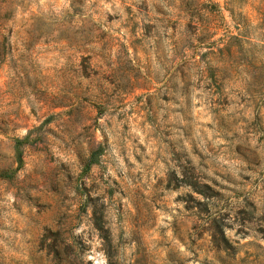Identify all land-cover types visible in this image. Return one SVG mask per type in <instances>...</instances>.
Here are the masks:
<instances>
[{"label": "clouds", "instance_id": "1", "mask_svg": "<svg viewBox=\"0 0 264 264\" xmlns=\"http://www.w3.org/2000/svg\"><path fill=\"white\" fill-rule=\"evenodd\" d=\"M186 2L0 19V264H264V0Z\"/></svg>", "mask_w": 264, "mask_h": 264}, {"label": "rangeland", "instance_id": "2", "mask_svg": "<svg viewBox=\"0 0 264 264\" xmlns=\"http://www.w3.org/2000/svg\"><path fill=\"white\" fill-rule=\"evenodd\" d=\"M191 6L190 0H187L185 7ZM207 6V5H205ZM17 9L23 11V0H0V19H11L17 15ZM111 19V16L109 17ZM224 45L222 44L221 47ZM206 51V50H205ZM146 91L144 89H137V95L141 92ZM62 109L57 108L56 111H61ZM179 197H177V200ZM178 256L175 251L169 250L160 258V264H177ZM97 264H102L101 261L97 260ZM143 264H152L150 257L147 253L143 258Z\"/></svg>", "mask_w": 264, "mask_h": 264}]
</instances>
